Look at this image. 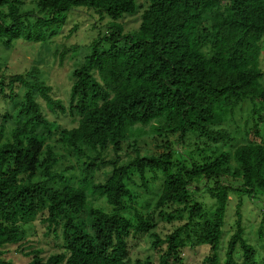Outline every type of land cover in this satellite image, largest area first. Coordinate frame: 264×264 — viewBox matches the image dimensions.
<instances>
[{"label":"trees","instance_id":"trees-1","mask_svg":"<svg viewBox=\"0 0 264 264\" xmlns=\"http://www.w3.org/2000/svg\"><path fill=\"white\" fill-rule=\"evenodd\" d=\"M33 1L37 13L24 12L27 0H0V46L46 44L56 16L75 9L106 14L111 22L72 70L66 109L37 75L32 81L11 75L7 82L0 75V99L15 112L11 129H0V264H12L6 247L26 251L27 226L37 220L54 243L61 230L62 250L30 247L28 264H142L129 259L132 234H149L158 264H185L186 247H207L202 264H221L217 246L231 196L264 195V145L253 140L229 151L230 135L222 129L249 102L257 120L252 132L261 139L264 0ZM139 11L138 29L125 34L119 22ZM42 104L76 125L50 122ZM144 128L156 145L166 140L162 152L129 157L124 144ZM59 147L87 160L78 176L72 167L61 168ZM109 148L115 159L105 162ZM101 165L111 170L96 183ZM146 174L153 181L160 174L162 186L144 215L131 185L137 175L147 187ZM88 194L103 198L110 211L88 205ZM240 207L237 202L223 264H264L243 239ZM84 212L93 219L87 232L72 220ZM157 224L161 229L151 232Z\"/></svg>","mask_w":264,"mask_h":264},{"label":"rangeland","instance_id":"rangeland-1","mask_svg":"<svg viewBox=\"0 0 264 264\" xmlns=\"http://www.w3.org/2000/svg\"><path fill=\"white\" fill-rule=\"evenodd\" d=\"M138 4L145 5V0H136ZM33 11L37 13L36 5L33 0H27L24 7V12ZM139 14L133 17L126 16L119 23L123 26V32L128 34L136 31L139 27ZM56 20L59 21L55 24L52 33L53 36L48 38L46 44H34L25 41H17L13 43V47L5 49L0 46V66L5 82L11 75L27 76L28 80L31 77L37 75V77L43 81L47 86L52 88V95L55 99H58L64 108H67L69 91L71 86L70 74L72 70L79 65L86 54H89L87 48L91 45L92 41L97 39L99 35H103L109 26L111 20L106 14H99L93 10L86 8H80L72 10L68 13L56 16ZM263 53L260 57V66L262 70L261 83L264 86V41L262 43ZM44 115L50 122H55L62 128L70 129L76 125L66 113L62 114L56 108H47L42 104ZM251 103L244 102L236 109L234 115L229 117L227 124L222 126V129H226L229 137V151L234 150L235 147L245 144L248 141H257L264 145V125L258 126V130L261 134V139H255L252 132L253 124L257 120L250 115ZM5 114L9 117L3 118ZM15 112L10 104L0 99V129L9 130L14 124ZM143 134L137 138L134 142L125 143L123 148L127 151L129 157H133L135 152L140 157L159 155L162 152L160 144L165 142L164 139H158L159 145L155 143V137L150 133L148 128L142 129ZM173 144L175 148V142L172 139L168 140ZM57 153L60 156L61 168L72 167L77 170V176L79 175L80 165L82 161H87L83 157L79 160L70 155L67 150L60 148L57 149ZM70 156H69V155ZM86 154L93 157L95 153L86 151ZM101 159L105 162L115 159V156L111 149H107L103 152ZM111 170L108 165H101L96 170L95 182L101 183L106 179V175ZM147 187H142L137 175H133L132 179L135 185H131L133 190L134 205L144 215H147L153 210L154 204L161 192V175H157L159 179L157 181L151 180V175L146 174ZM88 205L94 208L103 209L109 212V207L105 204V200L98 195L88 194ZM237 202L241 203L240 213L242 216L243 226V239L254 250L256 254V260L258 263L264 258V195L259 192L250 194H238L237 196H231L224 218V226L222 228L221 238L217 246V257L221 264L224 263L225 251L227 248L228 240L233 233L232 225L235 219V211ZM212 203V202H211ZM73 223L81 231L87 232L92 229L93 219L89 213L84 212L82 217L72 216ZM161 224H157L154 230L155 232L160 230ZM166 229H170L169 225H165ZM59 240L55 243L52 237L45 236V230L37 220L27 226V234L25 241L21 244L25 252H22V248L18 246L6 247V260L12 264H28L31 257L26 254L29 248H36L39 250H45L50 253L61 252V230L58 231ZM129 259L132 262L139 261L144 263L145 261L150 264H158L159 256L151 248V239L149 234H132L128 241ZM209 251L207 247H199L194 250L190 247H186L182 250V257L185 260V264H202L204 258L208 255ZM242 254L241 249L237 250V257Z\"/></svg>","mask_w":264,"mask_h":264}]
</instances>
